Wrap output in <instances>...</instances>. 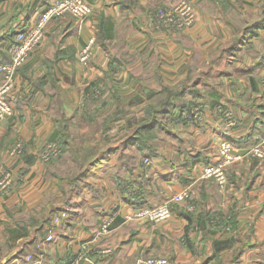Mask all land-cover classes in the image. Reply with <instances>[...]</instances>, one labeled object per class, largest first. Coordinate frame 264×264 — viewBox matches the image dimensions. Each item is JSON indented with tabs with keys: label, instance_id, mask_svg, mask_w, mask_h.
I'll use <instances>...</instances> for the list:
<instances>
[{
	"label": "crops",
	"instance_id": "obj_1",
	"mask_svg": "<svg viewBox=\"0 0 264 264\" xmlns=\"http://www.w3.org/2000/svg\"><path fill=\"white\" fill-rule=\"evenodd\" d=\"M52 1L0 0V64L13 35L37 22ZM179 1L87 0L90 15L67 13L47 23L42 44L17 69L13 114L0 117V264H35L40 256L45 264H64L85 244L83 264H137L149 256L171 264H264V157L246 154L229 165L225 186L200 177L205 164L220 161L223 140L245 152L264 138V27L237 51L227 50L244 28L264 25V0H189L196 12L191 26L158 30L152 13ZM90 39L85 63L80 51ZM169 87L179 88L174 117L193 120L157 115L159 124L139 129L156 143L143 149L135 139L124 142L125 128L146 115L142 104ZM97 88L100 114L107 107L108 117L123 104L130 111L114 125L115 147L95 136L82 148L77 138L94 119L83 103ZM101 127L102 134L110 129ZM65 132L72 141L62 147ZM51 141L80 158L90 151L80 190L72 188L68 163L41 160ZM18 142L23 151L11 153ZM6 175L11 181L2 186ZM187 187L189 198L172 204L168 220H125L133 208L160 204ZM111 214H117L111 230L101 234ZM42 217L47 222L39 226Z\"/></svg>",
	"mask_w": 264,
	"mask_h": 264
},
{
	"label": "built area",
	"instance_id": "obj_2",
	"mask_svg": "<svg viewBox=\"0 0 264 264\" xmlns=\"http://www.w3.org/2000/svg\"><path fill=\"white\" fill-rule=\"evenodd\" d=\"M180 6L164 9L157 12L152 20L158 27L167 29H184L191 26L196 20V12L193 4L188 0H180ZM71 13L78 18H84L92 13V6L87 0H53L43 11L37 22L27 28H20L13 35V39L9 43L10 60L0 64V72L3 78L0 81V117L7 118L13 114V107L10 102V96L15 84V75L17 69L28 59L30 54L36 50L43 42L47 23L53 17H60L64 14ZM94 40L90 39L83 46L80 52V58L83 62H87L92 53ZM195 115L198 107L193 108ZM24 149V144L18 142L12 153H21ZM61 146L56 141L49 142L41 151V156L45 160H49L53 156H57ZM219 154L221 159L218 163H208L202 167L200 172L201 178L214 179L221 186H225L228 181L227 168L238 160L244 159L247 155L262 158L264 157V138H261L245 152L235 149L233 143L229 140H223L220 143ZM146 163L150 160L145 159ZM10 183L9 176L4 177L1 181L2 186H7ZM190 196V188L187 187L182 191L175 193L169 200L156 205H143L133 208L124 215L125 220L147 219L154 223L168 220L172 216V204L187 200ZM117 214L107 215L103 218L99 232L108 234L111 226L116 219ZM66 216L63 212L61 215H56L55 223ZM52 234L47 236V240H53ZM87 246L83 245V249L75 256L69 264H83L87 260ZM32 256H28L30 260ZM35 264H45L42 257L33 260ZM137 264H171L170 260L165 256H149L138 260Z\"/></svg>",
	"mask_w": 264,
	"mask_h": 264
},
{
	"label": "trees",
	"instance_id": "obj_3",
	"mask_svg": "<svg viewBox=\"0 0 264 264\" xmlns=\"http://www.w3.org/2000/svg\"><path fill=\"white\" fill-rule=\"evenodd\" d=\"M260 27H264L263 23L261 22H253L251 25H249L248 27L244 28L241 32H239V34L237 35V37L234 39V41L232 42L231 46L229 48H227L228 51H237L239 49V47L242 45V43H244L245 41L248 40L249 36L252 35L257 29H259ZM10 60V54H8V60L1 62V63H5L8 62ZM167 92H164L165 95L162 96H157L158 97V102L157 103H151L149 107H147L145 109L146 115L144 118L140 119L139 121L135 122L137 124H135L134 126H132L131 128H135L136 130L131 133V131H129V135L125 138L124 142H128L131 141V139H135V141L137 142V144H139L140 148L145 149V147H151L153 143L148 144L146 140H144L143 135L140 133L139 129H143L144 127H148L151 128L154 126V124H159L160 119L157 118V115H161V114H169V118H174V119H178L180 122L183 121L184 123H188L191 122L193 119L192 117H174L173 115V108L179 106V104H177L176 100L178 99V94L179 93V88L176 87H169L166 88ZM86 101V100H85ZM95 100L91 99V103L93 104L95 103ZM87 104V102H86ZM192 106H190L188 109H191ZM166 121V120H165ZM164 121V122H165ZM107 125H106V129H107ZM107 142H105V145L109 148L111 147H115L116 143L111 141L108 139V134L104 133L103 136ZM132 137V138H131ZM69 141H72L70 137H68V133L65 132L64 133V141H59V144L64 147V142L69 143ZM61 147V148H62ZM154 152L155 149L152 148ZM93 151V150H91ZM90 151L86 152L84 155H82V158H80L78 152L74 149H63L61 151L60 154V159L58 160L59 162L62 163V165L67 164L68 163V159L70 156H73V158L76 160V168L71 169L70 171V180H71V185L72 188L77 189L76 191L80 190L82 187L81 184V179H85L86 175H87V170H85V168H83V163L87 160L90 159ZM145 159V158H144ZM79 170V172H78ZM131 194H134V192H132ZM47 222V217H42L41 219H39V226H42L43 224H45ZM74 258V257H73ZM70 259L69 262L64 263V264H69L72 260Z\"/></svg>",
	"mask_w": 264,
	"mask_h": 264
},
{
	"label": "rangeland",
	"instance_id": "obj_4",
	"mask_svg": "<svg viewBox=\"0 0 264 264\" xmlns=\"http://www.w3.org/2000/svg\"><path fill=\"white\" fill-rule=\"evenodd\" d=\"M189 1V0H188ZM181 2V1H179ZM178 2V3H179ZM191 2V1H190ZM178 3L174 4L173 6H167V5H163V6H159L158 8H156V10L152 13V17L159 11H162L164 9H169V8H173L174 6L178 5ZM180 6V3L178 5V7ZM153 21V20H152ZM153 25L159 30V29H167V28H164V27H161V28H158L154 22H153ZM167 30H170V29H167ZM176 30V29H174ZM178 30H182V29H178ZM81 52V51H80ZM93 53V51H92ZM92 53L90 54V56L92 55ZM89 56V57H90ZM103 96V89H94L93 91H91L87 96H86V101H84L83 103V106L86 104H88V107H89V112L92 113L94 119L93 120H90L88 122V126L87 127V130L82 132L81 129L76 125L75 127H73L72 129L74 131H78L80 134V136L77 138V142H81V147L84 148L85 145H86V140L89 139V141L91 142V140L93 141V139L96 137L99 138V140L101 142H103L105 144L106 139L103 137V134L106 133L108 134V139L110 140L109 142L111 141H115L116 139L119 138V135L120 133L118 132V129L117 128H114V125H117L119 126L121 124V122H124L123 121V117H126L127 114H128V111H130L129 109H127L126 107V104H123V107L121 108H118L116 109V111L111 114V115H108V117H106V113H103L104 111H109V109L106 108H103L102 109V112L100 114V111L99 109L102 108L103 106L101 105L102 102L98 104V101L102 98ZM91 99L92 100H96L95 103L89 105L91 103ZM158 102V97L156 96L155 99H154V102L153 103H157ZM100 105V106H99ZM142 105H145V109L147 107L150 106V103H145V104H142ZM99 106V107H98ZM139 106V105H138ZM195 107H198V106H195ZM193 107V108H195ZM105 109V110H104ZM111 110V109H110ZM195 111V110H194ZM144 112V111H143ZM196 112V111H195ZM132 113V112H131ZM97 114H99V116H97ZM187 114H189V112H187ZM102 115V116H100ZM113 122V124H111ZM86 123V120L83 122V125ZM101 125L102 126H109V130H106L103 134L101 132ZM133 125H131L132 127ZM131 127H126L124 131H131V133L133 132V129H131ZM83 128V127H82ZM97 130V131H96ZM95 133V134H94ZM157 137V136H156ZM52 142V141H51ZM151 142L152 143H156L155 141V137H152L151 138ZM45 148V147H44ZM43 148V149H44ZM94 149H97V147H94ZM14 151V149L11 151V153ZM61 151H62V148L60 149L59 153L57 154V156H53L51 157L49 160H45L42 158L41 156V153H40V158L42 161H45V162H50V161H53V160H56L58 161L60 159V154H61ZM79 156H80V153L79 151H77ZM82 153V152H81ZM83 154V153H82ZM82 156V155H81ZM150 160V159H149ZM145 162V160H144ZM146 163V162H145ZM68 164L72 167V168H69V170L71 169H75L76 168V160L73 158V156H70L69 159H68ZM148 164V163H146ZM62 165H59V167H61ZM6 176H9V175H6ZM5 176V177H6ZM10 178V181H11V176H9ZM2 185V184H1Z\"/></svg>",
	"mask_w": 264,
	"mask_h": 264
}]
</instances>
